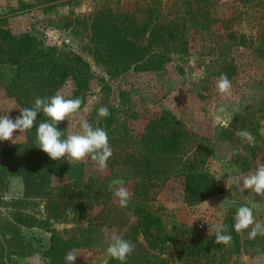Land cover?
I'll use <instances>...</instances> for the list:
<instances>
[{
  "label": "rangeland",
  "instance_id": "374dc122",
  "mask_svg": "<svg viewBox=\"0 0 264 264\" xmlns=\"http://www.w3.org/2000/svg\"><path fill=\"white\" fill-rule=\"evenodd\" d=\"M127 1L0 0V115L7 112L13 121L20 115L18 104L7 91L16 69L11 56H20L22 62L31 59L35 50L48 47H55L58 53L74 52L87 62L92 75L79 112L66 120V136L82 131L81 122L95 104L115 109L116 118L125 124V134L131 135L165 110L188 132L201 137L195 145L201 149L202 168L212 177L215 191L203 200L188 202L179 175L152 188L155 193L146 204L154 208L160 229L151 241L130 208L118 205L109 183L108 191L102 190L106 194L95 199L44 198L25 195L20 178L8 174L0 189V225L5 224L0 231V264H66L65 257L72 249L80 253L74 264H121L106 254L113 231L134 246L125 264H264V236L249 239L248 230L238 234L233 229L240 206L252 207L256 220L264 221V197L248 189L241 192L234 183L237 176L249 175L264 164V57L244 46L220 53L213 35L190 33L186 53H166L169 62L163 69H129L123 77L110 78L104 63L114 64L120 56L121 43L115 40L113 25L119 22L120 12L133 7ZM237 3L208 0L210 16L225 19ZM170 4L167 0L161 6L163 13L172 10ZM247 6V11L257 16L264 0H252ZM96 10H103V14L94 20ZM255 21L236 19L232 28L247 34ZM216 26L220 28L221 23L211 28ZM223 57L235 66L228 77L232 84L228 97L221 96L215 87L224 74L218 70ZM30 70L23 67L26 75ZM72 88L66 79L55 94L68 96ZM245 129L254 136V143L238 135ZM13 140L0 141V149L24 142L25 133L14 131ZM205 145L210 152L205 153ZM62 160L68 162L67 157ZM82 163L83 180L88 184L104 176L111 182L116 179L111 173L118 170L124 175L125 168L119 164H107L100 171L91 158ZM122 180L128 189L130 181ZM64 181L52 176L49 184L59 186ZM218 225L231 234L230 244L215 243ZM51 238L60 250L54 261L44 253Z\"/></svg>",
  "mask_w": 264,
  "mask_h": 264
},
{
  "label": "trees",
  "instance_id": "16d2710c",
  "mask_svg": "<svg viewBox=\"0 0 264 264\" xmlns=\"http://www.w3.org/2000/svg\"><path fill=\"white\" fill-rule=\"evenodd\" d=\"M166 1H127L133 7L120 12L119 22L113 25L114 39L121 43L120 56L114 64L104 63L110 78L123 77L129 69L132 72L163 69L169 62L166 53L177 56L186 53L190 33L213 35L212 40H218L216 47L220 53H229L231 47L244 46L257 56L264 57V7L257 16L251 14L247 11V4L252 0H237L236 8L225 19L210 16L208 0H171L172 10L163 13L161 6H165ZM254 3L259 4V1ZM100 14H103V10H96L92 18L95 20ZM244 17L256 20L247 34L232 28L233 21ZM216 22L221 23V27L211 28ZM137 39L142 42H132ZM221 40H224L222 44L219 42ZM35 51L31 59L22 62L20 56H11L16 69L7 91L19 108L32 107L37 97L55 95V91L66 79L71 81L73 88L65 98H79L83 102V93L92 75L87 62L74 52L58 53L55 47ZM225 58H222L218 70L229 77L235 66ZM25 65L31 69L30 74L24 73ZM101 106L104 105L95 104L87 113L86 121L93 127L99 126L106 130L113 149L107 164L109 167L119 164L125 168L124 175H119L118 170L111 173V176L130 181L128 190L131 198L127 207L143 233L153 241L160 229V220L154 208L146 204L147 198L155 193L152 188L159 187L171 176L179 175L183 196L188 202L203 200L215 191L212 177L202 168L201 149L195 145V142L202 139L188 132L165 110L148 119L139 133L125 134V124L116 118V110L112 107L106 106L110 112L108 117L98 118L97 110ZM46 119L43 113H38L35 123L38 126ZM65 123L66 120L57 126L64 135ZM24 133V142L0 149V189L5 185L6 176L14 174L20 178L25 195L95 199L106 194L102 190L107 189L109 176L93 178V184L85 183L82 162L71 165L62 159L53 160L36 146L35 127ZM122 134L126 137L122 138ZM191 148L192 152L186 154ZM203 149L205 153L211 151L206 145ZM52 176L61 177L65 181L59 186H50ZM93 185L96 187L93 188ZM4 227L5 224L0 225V231ZM44 253L52 261L58 259L60 250L55 246L53 238Z\"/></svg>",
  "mask_w": 264,
  "mask_h": 264
},
{
  "label": "clouds",
  "instance_id": "9594fccd",
  "mask_svg": "<svg viewBox=\"0 0 264 264\" xmlns=\"http://www.w3.org/2000/svg\"><path fill=\"white\" fill-rule=\"evenodd\" d=\"M215 87L223 97L232 94V84L226 74L220 75ZM81 104L82 101L79 98L67 99L60 94L46 98L37 97L32 107L20 109V115L14 121L6 114L7 112L0 115V141L13 140L14 131L18 130L20 133H24L35 127L36 146L47 153L51 159L60 160L67 157L68 162L73 165L91 158L97 168L104 171L107 168L108 160L113 155V149L104 128L93 127L87 121H83L80 125L82 131L79 133L68 134L65 137L64 133L58 130V124L65 120L69 121L70 117L75 116L79 112ZM38 113H43L47 119L37 126L35 122ZM97 115L98 118H106L110 112L106 106H101L97 110ZM238 135L249 144L254 143L255 138L248 130H241ZM234 183L241 192L248 189L257 196L264 197V164L259 165L256 171L249 175L237 176ZM109 190L113 191L114 196L118 198V205L121 208L127 207L131 193L124 187L122 179L112 180L109 183ZM234 220L233 229L236 233L240 234L248 230L249 239H255L258 235L264 236V221L256 220L252 207H238ZM214 236L217 244L228 245L232 241L231 234H226L223 225L217 226ZM133 251L134 246L122 235L115 231L110 234L106 249V254L109 257L125 264ZM79 254L75 249L68 251L65 257L66 264H74Z\"/></svg>",
  "mask_w": 264,
  "mask_h": 264
}]
</instances>
